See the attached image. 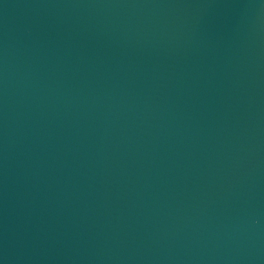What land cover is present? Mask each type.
<instances>
[{
	"label": "water",
	"instance_id": "1",
	"mask_svg": "<svg viewBox=\"0 0 264 264\" xmlns=\"http://www.w3.org/2000/svg\"><path fill=\"white\" fill-rule=\"evenodd\" d=\"M0 264H264V0H0Z\"/></svg>",
	"mask_w": 264,
	"mask_h": 264
}]
</instances>
